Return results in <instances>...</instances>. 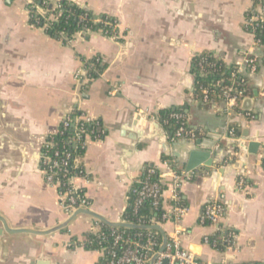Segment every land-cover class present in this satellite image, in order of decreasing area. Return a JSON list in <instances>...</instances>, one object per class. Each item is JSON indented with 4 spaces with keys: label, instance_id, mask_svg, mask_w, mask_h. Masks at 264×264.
Listing matches in <instances>:
<instances>
[{
    "label": "crops",
    "instance_id": "0c3cea01",
    "mask_svg": "<svg viewBox=\"0 0 264 264\" xmlns=\"http://www.w3.org/2000/svg\"><path fill=\"white\" fill-rule=\"evenodd\" d=\"M29 1L0 0V215L8 225L44 230L66 219L57 189L40 172V149L77 109L104 132L88 139V180L75 181L92 211L122 220L129 191L148 167L158 171L161 207L170 211L176 206L175 165L184 178L178 191L187 209L180 223L183 247L205 264H264V66L255 73L241 69L249 94L239 109L250 119L227 115L221 101L206 105L197 99L192 73V58L201 53L226 68L243 55L252 40L243 24L254 0H72L95 15L114 17L122 37L114 41L92 31L70 45L30 23ZM42 1L44 8L53 0ZM95 57L104 70L81 83L76 73ZM173 111L200 130L197 138L219 137L211 152L219 162L210 172H185L193 146L176 138L164 120L162 113ZM228 123L236 126L238 142L247 134L259 143L255 154L230 153ZM242 175L248 180L244 192L236 188ZM220 194L225 211L218 223L201 222L204 205ZM94 225L93 218L78 215L67 229L48 236L2 233L0 264H103L100 250L83 245ZM161 227L168 235L173 223ZM218 229L231 238L224 251L204 242Z\"/></svg>",
    "mask_w": 264,
    "mask_h": 264
},
{
    "label": "built area",
    "instance_id": "2783aa9c",
    "mask_svg": "<svg viewBox=\"0 0 264 264\" xmlns=\"http://www.w3.org/2000/svg\"><path fill=\"white\" fill-rule=\"evenodd\" d=\"M62 0H53L52 8L56 10L55 13L50 14L48 20H57L62 14L60 9V2ZM71 1L72 0H67ZM73 3V2H72ZM28 5H33V1L30 0ZM35 13L42 15L37 9ZM29 17H31V11L28 9ZM87 14L80 16V21L86 17ZM44 16V15H42ZM98 20H94L96 22ZM33 26L42 29L46 32L49 26V22L40 24L38 19H35ZM106 26L111 27L113 30L109 33V29ZM264 27V0H254L252 6L248 9L243 24V29L247 32L252 40L247 46L243 55L234 61L230 75V84L223 88L220 96V101L223 104V109L227 115L245 117L250 119L252 117L249 112H242L239 109L240 101L247 96L246 93V79L241 76V69L247 67L252 73H255L264 62V41L256 36L258 28ZM93 30L88 27H81L71 36H68L64 31L58 33L59 40L66 45L73 43L75 38L79 35L91 33ZM95 32L109 37L111 40L119 41L121 35L118 32V23L115 19L113 23L106 22L104 28L98 29ZM262 50V53L259 51ZM99 59L97 58V61ZM198 73L200 76L216 69V62L208 61L207 59H201L198 64ZM239 80V83L244 87H237L235 85V79ZM76 79L83 82L89 81L88 70L84 66L76 73ZM222 79H217L214 84L220 85ZM196 98L206 105L216 104L217 101L209 100L208 88H201V96L196 93ZM77 109L72 110L67 116L62 119L59 128L55 134H51L45 137L42 147L40 149L39 169L43 175L46 184L55 187L58 193V199L60 206L64 214L68 217L75 210L80 208H90V202L82 189L78 188L75 181L78 178L87 179L85 167L83 165V154L88 145V139L96 140L103 135V131L96 133L94 126L98 123L90 115L79 112L75 113ZM74 114V115H73ZM167 123H170L174 127V135L176 138L192 141L200 134L199 129H193L188 127L185 116L182 112L173 111L169 112L164 118ZM93 125L88 129L87 125ZM67 132L71 135L63 137ZM236 126L233 123H228V137L232 140V147H230V153H234L237 148V140L235 139ZM55 136H62L64 141L58 145L55 142ZM234 143V144H233ZM156 169L150 167L146 171V175L140 183V187L132 189V192L136 194L135 207L140 206L145 200L151 201V206L154 210H158L160 207V199L162 190L160 189V183L152 181L151 176L155 174ZM172 187L174 190V199L176 200V206L170 211H163L160 216V221L151 219L149 224H162L163 222L172 221L173 229L168 234V241L165 246V250L161 253L155 261V264H163L166 260V264H205L198 261L194 255L183 247L181 235L184 229L181 227V221L185 215L187 209L180 204L179 188L183 182V175L172 171ZM236 188L240 192H244L247 189L244 176H240L236 182ZM225 211V199L224 195L220 194L217 198L209 200L203 207L201 214V222L216 225ZM95 231L92 233L96 236V244L98 250L101 251L104 264H146L150 257L157 252L160 245V241L157 239V233L149 232L143 239L142 233H136L129 235L123 230L110 228L109 231H103L99 223L94 219ZM145 224V223H137ZM219 231V229H218ZM230 243L229 238L225 240ZM91 242V241H87ZM205 243H208V238L204 239ZM209 244V243H208ZM85 245V244H83ZM213 247L215 243L212 244ZM225 264V263H223Z\"/></svg>",
    "mask_w": 264,
    "mask_h": 264
},
{
    "label": "trees",
    "instance_id": "16d2710c",
    "mask_svg": "<svg viewBox=\"0 0 264 264\" xmlns=\"http://www.w3.org/2000/svg\"><path fill=\"white\" fill-rule=\"evenodd\" d=\"M43 3L42 0H33V5H28V9L31 11V17H29L30 23H33L35 19H38L40 24H43L45 22H49L48 30L45 32L47 35L54 39H59L58 33L60 31H64L68 36H71L73 33H75L78 29L81 27H88L92 29L93 31H97L98 29L104 28V24L106 22L113 23L115 21L114 17H111L106 14H100L95 15L93 14L87 7L79 6L75 3H72L71 1L62 0L60 2V9L62 11V14L58 17L57 20H48V17L50 14H53L56 12L52 8H48V6L44 7L47 9L46 16L39 15L35 13V7L36 5H41ZM87 14L84 19L80 21V16ZM94 20H98L94 22ZM106 29H109V33H111L113 30L111 27L106 26ZM256 36L260 37L264 41V27L258 28L256 31ZM259 53H262V50L259 51ZM207 59L208 61L216 62V69L213 71H210L202 76L199 75L197 64L201 59ZM84 66L88 70L89 75V81L97 78L99 74L104 70L105 64H102L100 60L97 61V58H91L84 62ZM260 66H264V62H261ZM259 69V68H258ZM233 70V67L226 68V66L222 63L221 60L214 57L212 54L208 52L201 53L200 55H196L192 58V73L194 75V88L195 93L200 97L201 96V88H208L209 90V100L210 101H220V96L222 94L223 88H225L228 84H230V75L231 71ZM217 79H222V82L220 85H215L214 82ZM235 85L239 88H243L244 86L239 83V80L235 79ZM246 93L249 94V91L246 88ZM80 111L76 110L75 113L78 114ZM169 112L162 113L163 117H166ZM74 115V114H73ZM97 125L94 126V130L96 133H100L102 131L101 124L99 121H97ZM91 124L87 125L86 127L88 129L91 128ZM71 135L70 132H67L65 136L67 137ZM102 136V135H101ZM100 136V138H101ZM62 136H55V142L56 144L60 145L64 138ZM237 151V148L235 149ZM230 159H233V157H227V161H230ZM263 166H264V159H263ZM150 168V167H148ZM143 172L141 178L139 181H137L135 184L132 185L130 191H129V201L128 206L122 216V220L126 222L131 223H145L149 224L151 219H155L156 221H160L161 213L164 211L161 207V199H160V207L158 210H154L151 206L150 200H145L140 206L135 207V201H136V194L132 192V189L140 187V183L142 182V179L146 175L147 169ZM173 168H175V171L180 173V170L177 169V167L174 165ZM152 181L160 183L159 180V173L156 170L155 174L151 176ZM245 183H248L247 178H245ZM160 189L163 190L164 186L160 183ZM183 203V202H182ZM183 205V204H181ZM103 231H109L111 230L109 227L102 225L101 226ZM123 230L129 235H134L136 233H142L143 239L145 240V236L147 233H157V239L160 241L161 237L160 234L157 231H140V230H127V229H119ZM228 237L223 236L222 232L219 230L214 234L213 236L208 237V243L209 245H212L215 243V248H217L220 251H224L226 247L228 246V243L225 241ZM91 242H87V241ZM231 243V238L229 239ZM85 248L88 249H98V246L96 244V236L92 233H88L85 235ZM213 246V245H212ZM105 263V260L103 259V264Z\"/></svg>",
    "mask_w": 264,
    "mask_h": 264
},
{
    "label": "water",
    "instance_id": "95a60500",
    "mask_svg": "<svg viewBox=\"0 0 264 264\" xmlns=\"http://www.w3.org/2000/svg\"><path fill=\"white\" fill-rule=\"evenodd\" d=\"M42 15L46 16L47 9L41 7L39 4L35 7ZM50 8V5L48 6ZM137 123V119L133 120L131 122V125L134 126ZM137 135L138 133L135 132ZM245 139L237 142V150L241 151L245 155L248 154H255L257 152V149L259 147V143L256 141L249 139L246 137ZM226 137H228V134H226ZM219 139V137H213L207 135L205 138H196L188 145L193 146L190 151H188V155L186 158V161L183 163L184 170L187 173H191L194 170H201L204 172H210L212 170V166L219 162V158H216V156H211V152L213 148L217 145L216 140ZM234 144V143H233ZM232 147V144L230 145ZM78 215H86L89 216L95 220H97L99 223L114 229H127V230H140V231H157L160 234L161 241L160 245L158 247V250L156 253H154L150 259L147 261L146 264H155L156 259L158 256L164 252L165 246L168 241V235L164 231V229L161 227L160 224H137V223H131L126 222L124 220L120 221H110L101 215H98L94 211H92L90 208H80L75 210L70 216L66 217L64 221L61 223L48 228L44 230H36V229H30V228H12L8 225L7 221L0 215V235L2 233L6 234H31V235H37V236H48L57 232H61L65 229H67L72 221L78 216ZM167 261L164 260L163 264H166Z\"/></svg>",
    "mask_w": 264,
    "mask_h": 264
}]
</instances>
